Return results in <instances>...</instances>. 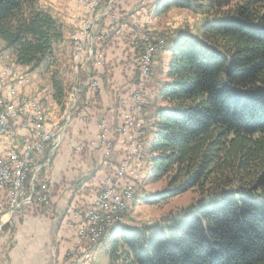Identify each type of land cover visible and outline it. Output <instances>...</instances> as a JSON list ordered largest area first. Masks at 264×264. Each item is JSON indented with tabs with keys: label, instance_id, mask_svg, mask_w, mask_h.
<instances>
[{
	"label": "trees",
	"instance_id": "obj_1",
	"mask_svg": "<svg viewBox=\"0 0 264 264\" xmlns=\"http://www.w3.org/2000/svg\"><path fill=\"white\" fill-rule=\"evenodd\" d=\"M172 7L212 17L171 49L158 90L166 104L153 112L146 150L152 179L167 181L156 200L187 190L199 197L169 224L112 235L106 254L110 264H264V0L155 2L156 14ZM63 36L39 0H0L4 49L46 73L61 106Z\"/></svg>",
	"mask_w": 264,
	"mask_h": 264
},
{
	"label": "rangeland",
	"instance_id": "obj_2",
	"mask_svg": "<svg viewBox=\"0 0 264 264\" xmlns=\"http://www.w3.org/2000/svg\"><path fill=\"white\" fill-rule=\"evenodd\" d=\"M71 2L75 6L83 5L76 0ZM155 2L156 0H147L145 4H138L133 0H114L110 13H115L114 16L123 14V17L119 16L118 20H114L110 13H106L99 19L97 30L104 34L98 42V46L103 52V62L98 68L90 67L91 72L98 78L99 87L96 92L86 90V93L79 94L76 108L72 111L73 115L66 127L60 131L59 143L53 151L51 161L38 175L39 182L47 181L50 186L48 203H33V205H37L38 213L51 215V210L54 209L51 200L55 195L69 198L79 196L80 202L77 201V204L80 206L75 208L85 209L100 192L103 180L114 172L124 157L127 144L123 136L115 132V127L118 118H120V112L125 105L130 104L132 94L139 90L141 103L138 105L137 123L141 132L133 130L135 146H140L136 155V166L138 167L123 176V180L131 184L133 191L127 198V207L124 211L117 215L116 219L106 223L105 234L99 242L92 244L90 259L84 264H110L106 248L112 240V235L119 234L123 230L143 228L154 223L169 224L171 216L179 218L181 211L186 210L199 197L197 191L187 190L164 201L156 200L157 194L167 187V181L152 179V164L148 157L145 141L151 136L150 123L153 112L158 106L166 104L158 98V90L161 82L168 79L166 76L167 64L174 43L182 33L199 35L204 24L211 19L212 14L207 9L181 7H172L163 13L156 14ZM107 6L108 0H100L96 12H103ZM73 28L74 25L70 27V33ZM70 33L64 43L61 41L56 46L57 68L66 85L63 106L55 102L51 91L49 96V99L51 98L50 100L56 103L60 111L63 112V120L67 119L69 110L74 106L75 95L74 72L77 68V57L71 47ZM145 37L151 39L160 37L166 42L161 43L159 48L152 53L148 73L142 84L139 85V56L143 51L142 40ZM1 42L0 40V54H2V59H5V65H21L15 61L10 50L4 49ZM23 67L27 68V66ZM28 70L33 72L32 80L36 79L38 84H42L41 92L45 96L44 86L46 83L49 84L48 75L40 70H30L29 67ZM78 71L79 75L83 77L84 74L81 73V70L78 69ZM45 100V102H41L42 112H47L46 96ZM53 116L55 115L52 114L51 117ZM101 119L108 122L107 137L111 140L110 142L113 143L112 137L115 136L118 143L117 148L113 149L112 156L99 153L98 144L93 141L96 139V134L99 135L102 130ZM109 119H111V124ZM65 157L69 160L67 166L60 161ZM106 158L110 160L104 165L105 168L99 175H96L97 165L95 163ZM50 164L51 171L56 168L54 175L57 179L52 178V182L43 177L44 169L49 170ZM10 242L8 240L6 244ZM75 249L74 245L68 246L63 252L61 264L82 254Z\"/></svg>",
	"mask_w": 264,
	"mask_h": 264
},
{
	"label": "built area",
	"instance_id": "obj_3",
	"mask_svg": "<svg viewBox=\"0 0 264 264\" xmlns=\"http://www.w3.org/2000/svg\"><path fill=\"white\" fill-rule=\"evenodd\" d=\"M76 1L83 4L91 16L77 20L70 33L71 47L77 57V68L74 72V106L69 110V116L63 120L58 132H55L47 122V112H42L41 102L46 100L41 90L35 93L21 89L32 81L28 67L5 65V59H2L0 54V140L3 142V149L0 152V191L5 194L4 199L0 201V208L11 214L23 205L48 203L50 186L47 181L39 182L38 175L49 160L44 157L41 163H37L35 158L43 154L47 147L53 150L58 146L60 131L66 127L73 115L72 111L76 108L79 94L86 90L96 92L99 87L98 79L90 69L103 62V52L98 42L104 34L97 30V23L104 14L110 13L114 0H108V6L103 12H96L100 0ZM133 1L145 4L147 0ZM114 15L115 13H110L114 20H118L119 16L123 17V14ZM165 42L166 40L160 37L143 38V51L139 56V85L148 73L152 53ZM78 69L84 74L83 77L79 75ZM140 103L138 90L132 94L130 104L125 105L120 112L117 132L123 136L127 144L123 159L114 172L103 180L100 192L91 203L85 209L74 208L66 219L68 226L75 227V250L82 254L64 264H84L85 261H89L90 247L94 242H99L105 234L106 223L116 219L127 207V198L133 187L123 180V176L138 167L136 155L140 146H135L133 130L141 132L137 123ZM100 125L102 130L94 141L98 146H102L108 155L112 150L107 137L108 122L101 119Z\"/></svg>",
	"mask_w": 264,
	"mask_h": 264
},
{
	"label": "crops",
	"instance_id": "obj_4",
	"mask_svg": "<svg viewBox=\"0 0 264 264\" xmlns=\"http://www.w3.org/2000/svg\"><path fill=\"white\" fill-rule=\"evenodd\" d=\"M71 1L72 0H39V5L48 9L50 13L63 24L64 36L62 43L69 37L70 27H72L77 20L91 16L85 6H75ZM1 45L3 46L2 42ZM98 67L99 66L93 68ZM30 73L33 76V72ZM41 88L42 84H38V80L36 79L32 80L29 85L21 87L22 90H29V92L35 91V93L39 92ZM50 91V86L46 83L44 86V93L47 97V122L51 124L55 132H58L61 127L60 125L63 123V112L60 111L56 103L50 100L51 98L49 99L51 94ZM84 93H86V91H84ZM110 111L112 110L110 109ZM52 114L55 116L51 117ZM119 119L120 118H118L116 123L115 132H117L118 123L120 122ZM60 122L62 123L59 124ZM109 122L111 124V119H109ZM97 136L98 134H96L95 138H97ZM112 140L115 142H111V156L113 149H116L118 144L115 136L112 137ZM97 148L99 153L107 155L102 146L98 147L97 145ZM2 149L3 142L0 140V152ZM53 151L54 149L51 150L47 147L43 154L36 156L35 161L41 163L44 157H46L50 162L51 156L54 153ZM108 160L110 159H101L98 160V163H95V165H97L95 169L96 175H99L102 169L105 168L104 165ZM60 161L61 163H65L66 166L69 164L67 157L61 158ZM49 167V170L46 168L44 169L43 177L50 179V182H52V178L56 177L54 175L56 174V168L51 171V164ZM0 194V200L2 201L4 192L0 191ZM51 201V205L54 207V209L51 210V215L38 213L36 210L37 205L35 206L33 204L28 206L23 205L12 214L0 208V264H61L63 252H65L70 245H74L75 247L76 230L74 226L67 225L66 219L75 207L80 206L77 204V201L80 202L79 196L69 198L66 196L57 197L55 195ZM8 240L11 242L6 244Z\"/></svg>",
	"mask_w": 264,
	"mask_h": 264
}]
</instances>
